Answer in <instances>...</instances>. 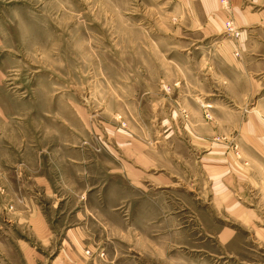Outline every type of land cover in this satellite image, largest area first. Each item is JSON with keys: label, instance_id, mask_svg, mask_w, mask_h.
<instances>
[{"label": "rangeland", "instance_id": "rangeland-1", "mask_svg": "<svg viewBox=\"0 0 264 264\" xmlns=\"http://www.w3.org/2000/svg\"><path fill=\"white\" fill-rule=\"evenodd\" d=\"M220 10L0 0V264H264V76Z\"/></svg>", "mask_w": 264, "mask_h": 264}, {"label": "crops", "instance_id": "crops-1", "mask_svg": "<svg viewBox=\"0 0 264 264\" xmlns=\"http://www.w3.org/2000/svg\"><path fill=\"white\" fill-rule=\"evenodd\" d=\"M204 17H221L217 0H195ZM263 0H230V16L241 28L235 48L240 50V63L245 71L264 76V10L256 9ZM220 11V12H219Z\"/></svg>", "mask_w": 264, "mask_h": 264}, {"label": "built area", "instance_id": "built-area-1", "mask_svg": "<svg viewBox=\"0 0 264 264\" xmlns=\"http://www.w3.org/2000/svg\"><path fill=\"white\" fill-rule=\"evenodd\" d=\"M219 1L222 9H225L226 11H229L231 9L230 0H219ZM224 27L226 33L231 35L234 39L240 36L241 30L235 25L234 21L231 18H228L225 21ZM236 55H239V52H236Z\"/></svg>", "mask_w": 264, "mask_h": 264}]
</instances>
